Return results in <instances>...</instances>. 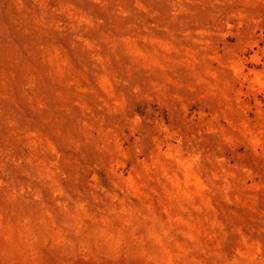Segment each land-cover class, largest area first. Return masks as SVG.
<instances>
[{
	"label": "rangeland",
	"instance_id": "374dc122",
	"mask_svg": "<svg viewBox=\"0 0 264 264\" xmlns=\"http://www.w3.org/2000/svg\"><path fill=\"white\" fill-rule=\"evenodd\" d=\"M0 264H264V0H0Z\"/></svg>",
	"mask_w": 264,
	"mask_h": 264
}]
</instances>
